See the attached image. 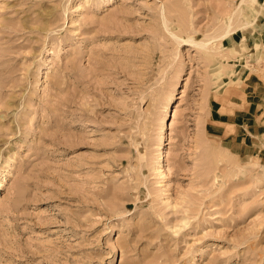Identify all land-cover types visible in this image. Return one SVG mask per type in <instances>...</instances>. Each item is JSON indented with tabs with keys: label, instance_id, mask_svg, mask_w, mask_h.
Here are the masks:
<instances>
[{
	"label": "rangeland",
	"instance_id": "1",
	"mask_svg": "<svg viewBox=\"0 0 264 264\" xmlns=\"http://www.w3.org/2000/svg\"><path fill=\"white\" fill-rule=\"evenodd\" d=\"M260 97L264 0H0V264H264Z\"/></svg>",
	"mask_w": 264,
	"mask_h": 264
},
{
	"label": "crops",
	"instance_id": "2",
	"mask_svg": "<svg viewBox=\"0 0 264 264\" xmlns=\"http://www.w3.org/2000/svg\"><path fill=\"white\" fill-rule=\"evenodd\" d=\"M259 99L261 100V101H260V102H261V107L264 106V105H263L264 102H262V101H263V98L260 97ZM262 103H263V104H262ZM232 121H233V120H232ZM222 123H223V122H222ZM225 123H228V125H231L230 122H225Z\"/></svg>",
	"mask_w": 264,
	"mask_h": 264
},
{
	"label": "bare ground",
	"instance_id": "3",
	"mask_svg": "<svg viewBox=\"0 0 264 264\" xmlns=\"http://www.w3.org/2000/svg\"><path fill=\"white\" fill-rule=\"evenodd\" d=\"M256 2V1H255ZM230 32V30H229V25L227 24V29L225 30V33L224 34H227V33H229ZM223 34V33H222ZM223 34V35H224Z\"/></svg>",
	"mask_w": 264,
	"mask_h": 264
}]
</instances>
